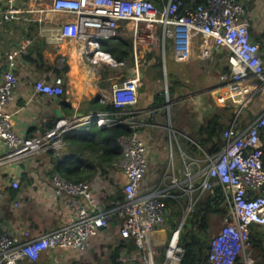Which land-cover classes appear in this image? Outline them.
Returning <instances> with one entry per match:
<instances>
[{"label":"built area","instance_id":"2783aa9c","mask_svg":"<svg viewBox=\"0 0 264 264\" xmlns=\"http://www.w3.org/2000/svg\"><path fill=\"white\" fill-rule=\"evenodd\" d=\"M47 12L66 17L59 21L56 39L80 43L81 49L95 50V54L101 56H105L100 50L101 44L116 38L123 22H132L131 76L112 84L108 99L117 111L59 117L43 133L20 137L5 107L13 100L18 85L15 58L30 42L24 41L8 54L5 67L0 71V144L5 149L0 155V165L43 150L60 151L66 145L65 135L79 125L122 124L131 133L119 138L123 156L116 164L123 169L126 181L121 188L122 200H111L103 205L102 197L89 181H71L54 172L55 194L70 197L68 222L38 236L31 235L28 229L15 232L0 224V264H19L25 259L35 261L43 251L58 248L84 251L91 238L108 228L116 218L125 244L114 264H181L185 254L182 233L196 220V206L208 191L217 193L226 212L217 233L206 243L205 264H264V250L263 255H258L252 241V226L264 233V142L260 136L264 130V107L246 125H242L239 118L255 94L264 91V48L252 37L251 20L243 2L167 0L160 8L155 0H0L2 23L20 21L37 13L41 14L40 20ZM194 38L202 41L203 57L212 60L215 50L227 51L226 60L218 65V83L210 89V94L216 106L236 108L232 121L220 134L221 148L208 153L199 147L197 155L186 151L179 143L180 136L190 138L186 133L156 118L158 106L136 108L144 60L140 51L158 40L164 58L167 42L184 49ZM177 57L181 59L184 55ZM110 62L125 64L112 59ZM65 63L66 58L61 55L58 68L64 71ZM47 77L35 81V90L49 96L63 95L65 74H48ZM164 92L165 106L169 92L167 89ZM100 100L105 101L103 97ZM143 115L146 118L140 119ZM145 125L163 128L169 146L161 182L143 191L141 184L149 166L147 144L140 136V128ZM175 143L181 162L180 173L174 165ZM10 184L14 188L19 186L15 178ZM169 200L184 202L179 221L172 226L166 218ZM194 225L195 232L201 235L199 220Z\"/></svg>","mask_w":264,"mask_h":264},{"label":"crops","instance_id":"0c3cea01","mask_svg":"<svg viewBox=\"0 0 264 264\" xmlns=\"http://www.w3.org/2000/svg\"><path fill=\"white\" fill-rule=\"evenodd\" d=\"M155 1L160 8H163L167 2V0ZM241 1L248 10L252 37L260 41L264 48V0ZM42 16L44 18L40 20L41 14L37 13V15L27 16L20 21L0 22V71L5 67L8 54L19 48L24 41L30 40L15 58L14 70L18 77V85L15 88L13 100L9 101L5 107L6 111L12 115L11 119L15 132L20 137L25 138L37 136L48 129L53 122L59 119L57 111H60L61 117L65 118H70L74 115L86 116L92 114L94 111L88 107L86 101L94 97H98L100 102H102L100 97H103L105 101H109L108 97L110 96L112 84L120 80L121 77L122 79L127 77L128 69H131L134 59L132 53L130 64L125 60V64L111 63L110 59L115 62L119 61L113 59L104 50L102 44L105 41L100 47V50L105 54L103 57L99 53L95 54V50L90 52L81 49L80 43L69 39L58 40L56 39V33L59 21L57 22L55 19L62 18L64 20L66 17L52 12H47ZM53 24L57 26L55 27ZM132 25V22H123V27L121 26L119 29L120 33L118 35L130 40L131 45ZM29 27L34 28V31L31 36H26L23 34V29L26 30ZM201 42L199 38H194L190 45L184 49H177L172 43L168 44L176 63H184L189 67L199 62L203 63L205 61L208 64V61H212L214 63L213 68L218 71V65L227 58V51L224 48L215 50L214 59L211 60L201 55ZM24 49L28 50L25 51ZM150 49L147 46L140 53L144 57L151 53L150 58H152L154 54ZM178 54H183L184 57L179 59L177 57ZM61 55L66 58L64 66L67 67L66 71L58 68V60ZM90 55H92L91 58ZM147 58L150 59L149 57ZM118 66L121 68L123 66L121 74H118L119 70H121ZM63 73L66 79V91L63 95L49 96L35 90L34 85L37 79L46 78L48 74L54 76ZM149 75L152 74L149 73ZM217 75L219 77V71ZM143 78H145V72H142L141 87L143 86ZM154 94L152 86H150L145 98H142L141 92L138 91L136 108L144 109L150 107ZM192 96L194 101L192 102L193 111L197 110V116H201L198 107L202 105L205 110L209 102L204 100H201V104L198 101L195 102L197 98L203 96L201 92L192 94ZM255 96L263 102L262 106L264 107V91L258 92ZM70 107L74 109L72 116L66 115L67 109ZM158 108V111H160L162 104ZM143 117L146 118L143 115L140 119H144ZM183 117L186 119L180 120V122L185 127L180 130L190 137L184 144L185 150L189 151V141L196 144L195 140L203 136L199 133V129L207 120L208 115L206 113V119H200V117L194 119L193 113H191V117L184 113ZM143 127L140 128V132L143 133L144 131L145 133L149 160L148 171L141 184V189L144 191L158 185L162 180L168 161V145L165 140L169 141V139L164 132L158 133L156 128H151L147 125ZM213 139L217 141L216 137H213ZM60 151L43 150L32 156L0 165L1 225L9 227L15 232L28 229L31 235L38 236L59 228L68 222L71 214L69 207L70 197L67 195H56L52 183L54 166L59 159L55 160L54 158L59 157ZM3 153H5V149L0 144V155ZM174 154L175 170L180 173L181 162L178 149L176 153L174 149ZM197 154L195 153V155ZM14 178L19 182L18 188H14L10 184ZM87 181H89L97 195L102 197L103 205L109 204L111 200H122L121 188L126 181V175L116 163L111 166L105 165L104 172L96 171ZM216 195L217 193L208 191L204 194L203 200L208 201L211 207H224L219 197L218 203H215L217 200L214 199ZM183 204V201L180 203L175 202V200L168 201L166 218L171 223V226L176 224L177 215L179 210L182 211L181 206ZM220 214L222 217L223 214ZM118 224V219L116 218L108 228L91 238L89 247L84 251H77L71 248L46 250L40 254L37 260L25 259L19 264H114L122 249V243H125V240L119 235Z\"/></svg>","mask_w":264,"mask_h":264},{"label":"trees","instance_id":"16d2710c","mask_svg":"<svg viewBox=\"0 0 264 264\" xmlns=\"http://www.w3.org/2000/svg\"><path fill=\"white\" fill-rule=\"evenodd\" d=\"M34 28L29 27L23 29V34L31 36ZM104 50H106L113 59L116 61H127L128 64L132 61V45L131 41L118 36L116 38L108 39L102 44ZM25 51L28 49H24ZM23 50V53H24ZM151 53L147 54L150 58ZM151 67L161 65L160 57ZM67 70V67L64 68ZM160 75L162 69L159 70ZM155 73V72H154ZM150 77L153 79V75ZM145 77H147L145 73ZM143 90V87H141ZM175 84L171 83L169 86V93H174ZM165 102V93L159 91L154 94L153 102L150 106H160ZM89 108L92 111L102 112H115L114 104L110 101H99L98 97H94L86 101ZM217 111H214L207 120L203 123L199 129V133L203 136L196 139V143L189 141V152L191 154H197L200 152L199 147H202L208 153H214L219 150L223 144L220 134L226 126L230 124L234 117V111L232 107H216ZM74 113L73 108L67 109L66 115L72 116ZM115 115V114H114ZM118 116V115H117ZM53 122L50 127L54 125ZM78 129H80L78 131ZM131 133V130L125 128L124 125H114L111 127L99 126L95 122L88 125H82L77 128L71 129L65 135L66 145L59 152V159L54 166V172L61 174L64 178L71 181H82L90 178L96 171L104 172L105 165L111 166L114 163L120 161L123 156V148L119 143V138ZM261 139L264 142V130L261 132ZM213 137H216L217 141H214ZM263 160H264V147H263ZM219 196L216 195L214 199H217L215 203H218ZM171 201V200H169ZM196 221L199 220V228L205 232L209 228L208 215L211 212H219L224 214L226 212L225 207H211L208 201L201 200L196 206ZM194 221V220H193ZM252 241L258 255H263L262 242L264 241V233L258 229L257 226H252ZM201 235L195 232L193 229L186 230L182 233L181 241L185 247V254L181 264H205L207 258L206 243L203 241ZM125 243H122L124 245Z\"/></svg>","mask_w":264,"mask_h":264},{"label":"rangeland","instance_id":"374dc122","mask_svg":"<svg viewBox=\"0 0 264 264\" xmlns=\"http://www.w3.org/2000/svg\"><path fill=\"white\" fill-rule=\"evenodd\" d=\"M57 22L62 20L55 19ZM53 26H57L56 24H53ZM106 41V40H105ZM148 47H150L152 53L154 54L152 58L148 59L147 55L144 57V60L142 61L141 65V72H145L147 77L143 78V90L140 88L139 92H141V97L145 98L147 97V92L150 90V86L153 87L154 92L157 93L159 91H165V89L169 92V86H171V83L175 84V93H169V102L161 108L160 111L157 112L156 118L159 120H163V123L167 124V121L178 129H183L185 126L181 125L180 120L183 121V119H186L188 117H183V114L189 115L191 117V113H193L194 119H197L200 117V119H206V113L208 116H210L214 111H217L216 107L220 108L219 106L214 105V99L212 95L210 94V89L218 83V71L213 68L214 63L212 61H208V64L203 61V63L199 62L198 64H194L192 66L187 67L184 63H176L173 59V55L170 52V45L168 42L166 43V55L163 58L161 55V49L158 44V40H155L153 43H151ZM147 54V53H146ZM92 55H90L91 58ZM160 57L161 65L156 66L155 68H152L151 66L154 63H157ZM200 61V60H195ZM208 66V67H207ZM120 67V66H118ZM160 68L162 69V74L160 75ZM118 74L122 73V68L120 67ZM155 72V73H154ZM150 74L154 73L153 79L150 77ZM122 79V77H121ZM120 79V80H121ZM183 86V87H181ZM203 96H200L199 100L196 99L195 102L198 101L199 104H201V100H204L207 103V106L205 110L203 109V106L201 105L198 107L200 109L199 114L201 116H197V110L195 112L193 111V104L194 102L192 100L193 96L192 94L199 93ZM203 92V93H202ZM165 93V92H164ZM197 95V94H196ZM258 96V95H257ZM257 96L253 97V99L248 102V104L244 107L243 111L239 114L240 122L242 125H246L253 117H255L262 109L263 102L257 99ZM213 100V101H212ZM168 106V108H167ZM215 107V110H214ZM232 107V106H228ZM234 113L236 111V108L232 107ZM191 112V113H190ZM180 113V114H179ZM204 114V115H203ZM190 120V119H189ZM189 124V123H188ZM187 124V125H188ZM186 125V126H187ZM146 128V127H143ZM148 129V128H146ZM80 129H78L79 131ZM158 133H163V128H159L157 130ZM140 136L145 140V133L140 132ZM193 137H197L195 135H192ZM179 137V142L182 147L185 149V142L188 141L186 138ZM165 143L169 146V142L166 139ZM175 153H176V143L174 145ZM182 211L179 210L178 218L176 220V223L179 221V218L181 216ZM208 224L209 228L205 231V237L209 239L212 235L217 233L222 221L221 214L219 212H211L208 215ZM196 221V220H195ZM195 221H191L189 226H186L184 228V231L193 229L196 230V226L194 225Z\"/></svg>","mask_w":264,"mask_h":264},{"label":"water","instance_id":"95a60500","mask_svg":"<svg viewBox=\"0 0 264 264\" xmlns=\"http://www.w3.org/2000/svg\"><path fill=\"white\" fill-rule=\"evenodd\" d=\"M128 72H129V73H127V76H131V69H128ZM57 116L61 117V115H60V111H57ZM54 159L57 160L58 157H55ZM201 237H203V238H202L203 241H204L205 243H207L208 239H207V237H205V232L201 233Z\"/></svg>","mask_w":264,"mask_h":264}]
</instances>
